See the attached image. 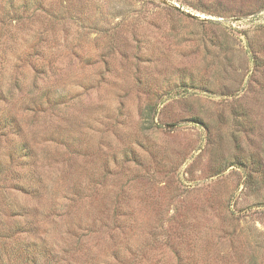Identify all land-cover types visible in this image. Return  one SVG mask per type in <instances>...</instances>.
<instances>
[{
  "label": "rangeland",
  "instance_id": "obj_1",
  "mask_svg": "<svg viewBox=\"0 0 264 264\" xmlns=\"http://www.w3.org/2000/svg\"><path fill=\"white\" fill-rule=\"evenodd\" d=\"M0 264H264V0H0Z\"/></svg>",
  "mask_w": 264,
  "mask_h": 264
}]
</instances>
